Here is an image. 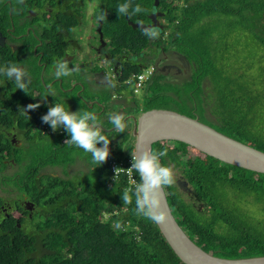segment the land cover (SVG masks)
I'll list each match as a JSON object with an SVG mask.
<instances>
[{"label": "trees", "instance_id": "trees-1", "mask_svg": "<svg viewBox=\"0 0 264 264\" xmlns=\"http://www.w3.org/2000/svg\"><path fill=\"white\" fill-rule=\"evenodd\" d=\"M176 1L160 0L167 25L152 44L156 42L161 49L165 43L163 36L167 34L171 49L181 52L193 68L192 75L177 90L162 75L155 77L145 88L144 103L136 106L137 111L170 110L169 105L174 102L179 106L177 112L197 117L218 132L264 153V0H183L179 9H176L179 7ZM126 2L129 0H100L106 10L102 23L106 29L116 32V38L114 33L112 35L115 43L128 46L115 45L117 50L129 48L138 52L144 49L140 47L143 38L126 21H135L130 16L137 19L148 15L153 0H130L132 7L139 4L146 11L118 14V6ZM129 11L131 13V9ZM146 19L149 22L147 16ZM222 19L227 20L225 32L207 24ZM245 25L249 26L247 32L252 35L255 47L250 48L248 54H240L242 57L237 58L233 66H225V54L231 50L229 36ZM137 42L140 46L134 47ZM253 65L256 72L249 73ZM140 68L134 65L129 72L122 69L120 80L138 73ZM242 68L246 71L240 72ZM248 82L252 84L245 86ZM214 120L216 124L212 123ZM126 128L111 144L109 157L112 160L108 159L112 162L125 163L128 157L124 158V153L133 151V139H130L128 126ZM252 130L255 135H251ZM128 140L132 143L126 147ZM40 146L45 147L46 143ZM74 147L68 148L66 157L55 159L49 154L40 156L36 150L30 152V158V153L23 158L27 170L22 176L20 191L30 194L29 181L36 178L39 166L47 162L72 163ZM187 147L181 142L169 141L152 145L154 150L167 149V156L161 158L162 164L177 168L205 205L201 210L194 207L196 201L188 200L177 184L165 187L178 225L199 248L213 256L224 259L264 257V174L222 163L200 152H190L187 156ZM80 150L82 160L93 161L90 154ZM37 158H41V162L33 164ZM20 160L14 159L15 162ZM95 164L93 161V167ZM93 167L90 172L96 170ZM134 175L139 182L135 171ZM90 178L87 183L78 182L73 186L59 178L51 180L41 199L47 208L51 206L53 214L38 225L34 223L39 218L34 220L33 216L32 223L25 221L18 227L11 216L0 213V264H183L156 224L135 214V198L131 204H123L125 176L119 175L113 180L107 161ZM246 205L254 206L257 213L249 211ZM117 221L122 222L124 230L114 228ZM27 224L33 228L27 229Z\"/></svg>", "mask_w": 264, "mask_h": 264}, {"label": "flooded vegetation", "instance_id": "flooded-vegetation-1", "mask_svg": "<svg viewBox=\"0 0 264 264\" xmlns=\"http://www.w3.org/2000/svg\"><path fill=\"white\" fill-rule=\"evenodd\" d=\"M101 6L100 0H0V66L17 64L25 71L24 82L27 83L26 91H23L0 74V166H3L0 169V213L11 216L18 227L34 215L46 212L47 205L41 199L45 188L50 186L51 180L68 179L64 177L70 174L68 169L79 163V158L82 159L79 148L70 164L46 161L45 165H38V175L29 181L31 196L17 191L12 185L7 188L8 181L19 183L20 175L16 171L20 165H24L23 158L34 152L35 148L44 152L45 147L49 146V156L55 159L66 157L68 148L74 147L65 144L70 136L63 127L53 131L42 122L41 117L50 107L59 102L73 112L82 111L81 108L92 111L98 118L100 115L96 110L101 107L108 117L105 122H101V127L103 133L109 134L107 137L111 145L115 126L109 118L115 113L109 108L110 104H117L129 96L128 101L134 108L142 105V102L140 105L131 103L130 99H133L121 86L119 74L121 63L142 68L141 60H145L148 54L144 57L147 53L145 48L138 51L136 56L132 55L129 48L117 52L112 37L114 33L116 38V32L112 28L106 29L97 19L103 9ZM149 15L151 13L147 17ZM65 19L76 23L72 32L67 30ZM77 33L81 38L84 37L82 45L75 38ZM160 51L161 61L159 59L152 64L155 69L153 80L171 72L174 76L184 69L185 64L181 63L180 58L173 62L162 49ZM175 52L173 56L178 57L179 53ZM57 61H67L69 68L76 70L70 76L57 78L54 67ZM76 72L80 75L76 76ZM104 103L108 105V110ZM29 104L39 107L26 112L24 109ZM132 109L128 108L124 113V122L131 133L133 119L138 116V111L131 112ZM43 142L46 143L45 147L40 146ZM14 159L21 160L15 162ZM73 174L78 175L77 172ZM202 206L197 202L194 204L199 210Z\"/></svg>", "mask_w": 264, "mask_h": 264}, {"label": "clouds", "instance_id": "clouds-1", "mask_svg": "<svg viewBox=\"0 0 264 264\" xmlns=\"http://www.w3.org/2000/svg\"><path fill=\"white\" fill-rule=\"evenodd\" d=\"M183 0H177L175 2L177 7L176 9L180 8L181 2ZM22 2V0H21ZM154 2V0H153ZM153 5V3H152ZM102 7V6H101ZM103 8V7H102ZM131 9V13L130 10ZM106 11L105 8L102 9L101 13L97 17L98 21L102 22L106 19ZM146 11L144 8L141 7V5L137 4L134 7H132L131 2L123 3L118 6L117 13L123 14V15H131V14H137ZM152 12V8L150 13ZM155 13L157 14H163V15H157L156 20L157 24L160 19L161 22V30L164 29V26L167 25V18L165 17V13L161 11L160 7V0H158V5L155 9ZM127 19V17H126ZM149 22L151 24L150 15L148 16ZM127 25L132 29V26L129 24V22L134 23L133 21L127 20ZM146 24V23H143ZM149 25V24H146ZM143 27V26H142ZM141 30L140 28H133V30ZM143 33L145 36L156 39L160 36V30L157 27L154 26H148L143 27ZM168 33V32H167ZM167 36V34H165ZM164 35V36H165ZM163 45V44H162ZM165 46H168V43L165 44ZM170 46V45H169ZM162 46V51L163 50ZM159 49V50H161ZM117 50V48H116ZM122 52L117 50V52ZM175 51V50H171ZM147 52V51H146ZM148 53V52H147ZM181 56L185 57L184 55L179 54V58L181 59ZM186 59V58H185ZM187 60V59H186ZM145 61H150V64L148 68L144 69V71L140 73H133L131 74V88L134 93L138 92L139 90H144L147 85L152 83L155 69L153 64V53L151 55H148L145 59ZM145 61L142 62L143 67L145 65ZM186 63V61L182 60ZM188 62V61H187ZM182 63V62H181ZM183 64V63H182ZM184 65V64H183ZM186 65V64H185ZM189 65V62H188ZM190 66V65H189ZM55 67V76L57 78L59 77H65L70 76L73 71H75V68H69L67 61H57L54 65ZM142 67V68H143ZM140 68V70L142 69ZM170 68V66H169ZM187 68H189L187 66ZM139 70V71H140ZM150 71V75L148 78V82L144 85L143 88L136 89L135 88V82L138 75L147 74ZM0 74L5 75L10 81H12L17 89H21L23 91H26L27 83L24 82V78L26 77L25 71L19 67L17 64H8L4 66H0ZM165 78V81L167 82H174L173 74H167L163 76ZM170 78V79H169ZM128 84V82H126ZM39 107V105L36 104H29L27 106V109H24L26 112L29 109H35ZM167 110V109H166ZM145 112V111H144ZM138 116L142 114L143 112H137ZM137 116V117H138ZM42 122L45 124H48L53 131L63 127V129L68 133L70 136V139H67L65 141V144L72 145L77 148L82 149L85 153H90L91 157L94 162L98 164H102L104 162L109 163V170L111 171V174L113 176V180L117 179L119 175L125 176L124 173H120L118 175H115L111 169V162L112 160L110 155V149L109 144L110 140L107 138L106 135L103 134V130L101 127V121L98 120L97 115L92 111H70L69 109H66L63 104L56 102L52 107H50L46 114H44L42 117ZM135 119V117H134ZM133 119V121H134ZM110 123L115 126V131L118 132H126V123L125 116L122 114H114L110 116L109 118ZM130 133V139H133L132 133L130 132V129L128 128ZM99 146L98 145H101ZM197 152V151H196ZM132 155V163L131 167H129L127 170L129 172L134 171L139 176V182L134 185L132 188L128 185L126 176H125V182H126V190L122 193V200L123 204H131L133 201V197L135 198V214L137 216L144 217L146 219L151 220L153 223H165L167 220V211L164 210L163 207V197L162 192L165 187H171L172 185H176L178 183V180L180 182H185L183 180V176L181 174L178 175L176 178L174 166L172 165H164L161 162V158L167 156V149L164 150H154L150 148H146L143 151H140L136 154H133V151L131 152H125L124 158L130 157ZM110 160H109V159ZM114 161V160H113ZM116 163V161L114 162ZM120 163L126 164V162H119L116 163V165H119ZM117 171V169H116ZM135 177V175H134ZM180 177V179H179ZM70 179V178H69ZM187 187L191 189V187L188 185ZM18 188H21V184H19ZM180 190V188H178ZM17 190V189H16ZM192 190V189H191ZM19 191V190H17ZM187 198L188 200L190 198L194 199L199 205H203L202 208L205 206L204 202L200 200H197L195 196H192L191 194H188L182 190H180ZM24 193L23 191H19ZM30 194L24 193L27 196H31V187L29 189ZM166 194V193H165ZM196 194V193H195ZM45 193H43L42 196H44ZM197 195V194H196ZM167 198V197H166ZM200 198V197H199ZM169 205V204H168ZM47 208V207H46ZM170 208V207H169ZM51 209H47L45 213H50ZM44 214V213H43ZM29 219L28 221H30ZM178 224V223H177ZM114 228L118 230H124V225L122 222L117 221L114 224ZM183 230V229H182Z\"/></svg>", "mask_w": 264, "mask_h": 264}, {"label": "water", "instance_id": "water-1", "mask_svg": "<svg viewBox=\"0 0 264 264\" xmlns=\"http://www.w3.org/2000/svg\"><path fill=\"white\" fill-rule=\"evenodd\" d=\"M158 0H154L150 15L151 24H129L133 28L152 26L156 22L155 9ZM143 26V27H142ZM155 27V26H154ZM161 31V27H157ZM186 61L185 57L181 56ZM133 154L152 149L158 141L181 142L197 152L212 157L222 163L239 167L256 173L264 174V153L250 145L234 140L214 128L177 111L152 109L143 112L133 121ZM180 190L200 198L187 187L185 182H178ZM163 207L167 211L165 223H155L163 238L183 264H264V257L247 259H224L206 253L188 238L177 224L168 205L165 191L162 192Z\"/></svg>", "mask_w": 264, "mask_h": 264}, {"label": "rangeland", "instance_id": "rangeland-1", "mask_svg": "<svg viewBox=\"0 0 264 264\" xmlns=\"http://www.w3.org/2000/svg\"><path fill=\"white\" fill-rule=\"evenodd\" d=\"M255 1H259V0H255ZM141 13H143V12H141ZM146 16H147V14L145 15V17H138L137 19H140L141 21H143V22H146V23H148V20L146 19ZM131 17V19H133V20H135L137 23L139 22L137 19H136V17H133V16H130ZM85 19H86V16H85ZM163 19V18H162ZM162 19H160L159 21H158V24H156V22H152V26H155V27H161V24H160V22H161V20ZM216 20H213V22H215ZM64 22H65V25L67 26V30H69V32H72L73 31V29H74V27H75V25H76V23L74 22V21H72V20H68V19H65L64 20ZM81 23L84 25V21L81 19ZM227 23V20H225V19H222V20H219L217 23H215V24H211L210 22H208L207 24L210 26V27H213V26H215L216 28H218L220 31H222V32H225V29H224V27H225V24ZM249 24V23H248ZM85 26H86V23H85ZM249 26L248 25H245V27H241L240 29H238V31L236 32V33H234V34H232V35H230L229 36V43H230V46H231V50L230 51H228V52H226V54H225V57H226V60H225V66H233L234 65V63H235V61H236V59L237 58H241L242 56L240 55V54H248V52H249V49L250 48H254L255 46L253 45V43H252V40H251V38H252V35L250 34V33H248L247 32V28H248ZM136 31H138L139 32V35H140V37H142L143 38V40L140 42L141 43V46L139 45L140 43H136L135 45H134V47H143V48H145V50L148 52V53H146V54H144V57L148 54V55H151L152 53H153V61H154V63H156V61L157 60H159L160 59V61H161V51L159 50V48H157V45H156V42H154V44H152V40H154V39H151V38H149V37H147V36H145L144 35V33H143V29H141V30H138V29H136ZM230 32V30L228 31V33ZM75 38H77L78 40H79V44L80 45H82V43H83V38H81L80 36H79V33H77L76 35H75ZM150 40V41H149ZM163 40H164V44L162 45L163 47H165V53L167 54V55H169L170 57H169V60H173V62L175 61V59L176 58H178V60H179V55H178V57L177 56H173V53L176 51V52H178L180 55H183L181 52H179V51H177V50H175V51H171V50H173V49H171V48H173V46L171 45V46H169V41H170V38H167V36L165 35V36H163ZM168 43V46H165V44H167ZM115 45H119V46H122V47H128V46H126V45H124V44H120V43H114ZM131 44V43H130ZM129 44V45H130ZM138 49V48H137ZM175 52V53H176ZM124 53V52H123ZM131 53H132V55L133 56H136V54H137V52H133L132 50H131ZM121 59H124L123 57L121 58ZM143 61H145V60H143ZM162 64L164 63V61H162L161 62ZM147 64V65H146ZM183 64H185V62H183ZM145 65L146 66H144L140 71H138V73H140V72H142V71H144V69H146V68H148V66L149 65H151L150 64V61H145ZM171 64H169L168 66H170ZM175 65V64H174ZM153 66V65H152ZM176 66V65H175ZM178 66V65H177ZM187 66L189 67V68H187ZM121 67H122V69H127V71L129 72L130 71V69L132 68V65H127L126 63L125 64H123V63H121ZM183 71V72H182ZM182 71L180 72V73H178V74H175L174 76H173V79H170V80H174V82L172 83V85H173V89H175V90H177V89H179L181 86H182V82H185V81H188L189 79H190V77H191V75H192V71H193V68H191L189 65H185V67H184V69H182ZM244 71H246L245 69H240V72H244ZM252 72H256V66L255 65H253V68L252 69H250L249 70V73H252ZM129 74H131V72L129 73ZM169 74H173L172 72L171 73H169ZM78 75H80L78 72H76V76H78ZM119 81V80H118ZM118 81L116 82V84L118 85ZM130 81H132L131 80V75H128L127 76V78H125L124 79V81H121L120 82V84H121V86L125 89V92H128V95H130L131 97H132V99L133 100H131L130 99V101H131V103H133L134 105H140L141 104V102H143L144 103V101H143V99H142V96H143V94H144V90H139L138 92H136V93H134L133 92V90H132V88H131V82ZM158 81V80H157ZM126 82H128V84H126ZM207 84H209L208 82H205V85H207ZM252 84V82H248L247 84H245V86H250ZM254 87V86H253ZM85 93V92H84ZM77 95V94H76ZM129 97V96H128ZM128 97H126L125 99H124V101H119V102H117V104L115 103L114 105H111L110 104V106H109V108L111 109V110H113L114 111V113L115 114H122V115H124V113H126V111H127V109L128 108H133L132 110H131V112H136L138 109L137 108H134L135 106H133V105H131L130 104V102L128 101L129 100V98ZM101 100H103V99H100V101ZM103 102H104V100H103ZM104 104H106V103H104ZM126 104L128 105V106H126ZM102 106H103V104H101ZM142 106V105H141ZM141 106H139V107H141ZM264 106V105H263ZM169 107H170V110H172V111H177L176 109H178L179 108V106H177L174 102H173V104L172 105H169ZM105 108L108 110V105L106 104L105 105ZM82 109V111H86V110H84L83 108H81ZM101 107L98 109V110H96L97 112L99 111V113H98V115H100V117L98 118V120L99 119H101V122H105L106 121V119L105 118H108V117H106L105 116V112L103 113V111H101ZM166 109V108H165ZM186 109H188V108H185V110ZM182 114V113H181ZM262 114L264 115V111H262ZM206 115H207V117L209 118V119H211L212 120V117H210V114L208 113V111H206ZM206 115L204 114V116L206 117ZM209 119H207V120H209ZM210 121V120H209ZM211 122V121H210ZM212 123H214V124H216V122H215V120H214V122H212ZM207 125V124H206ZM209 126V125H208ZM105 127H107V122H106V125H105ZM211 127V126H210ZM118 132V131H117ZM119 133H121V132H118V133H115V135H113V137H115L114 138V140L115 139H117L118 137H119ZM124 133V132H123ZM122 133V134H123ZM104 135H106V136H108L109 134H106V133H103ZM261 134H263V132L261 133ZM251 135H255V130H252V132H251ZM108 139H110L109 137H107ZM131 143H132V140H128L126 143H125V146L126 147H128L129 145H131ZM112 148V145H110L109 144V149H111ZM35 150L38 152V154H40V156H44V155H47V154H49L48 153V151H49V146H46L45 147V150H44V152H41V151H39V149L38 148H35ZM75 150H77L78 152H79V148L78 149H76V147H75ZM114 150H115V148H114ZM114 150H113V152H114ZM125 150H126V148H125ZM190 152L191 153H197L194 149H192V148H190V147H187L186 149H185V153H187V156H189L190 155ZM88 154H90V153H88ZM91 155V154H90ZM31 157V153L29 154V158ZM32 158H34V156L32 157ZM1 160V159H0ZM65 161V160H64ZM77 161H79V163H77L76 165H74L73 166V168H69L68 170L70 171V174H68L67 176H64L65 178H70V181H68V179H64L63 178V176H62V178H63V180H66V183L67 184H69V185H72L73 186V184H76V183H78V182H80V183H83V182H89V180L91 179L90 178V176H91V174L93 173V172H95L97 169H98V167L99 166H101L102 164H95L94 165V167H93V161H91V160H82L81 158H79ZM37 162H41V158H37L36 159V161H34L33 162V164H36ZM83 162V163H82ZM172 165V164H171ZM173 166V165H172ZM92 167H93V169L94 168H96V170L95 171H89V170H91L92 169ZM3 168V166H0V169H2ZM27 170V165H23V166H19L18 167V169H17V171H16V173L18 174V175H20L19 176V178H18V182L19 183H17V184H21L22 183V181H21V179L23 178L22 176L24 175V172ZM79 170H81V171H79ZM174 170H175V174H176V178L178 177V175L180 174L179 173V171H178V169L177 168H175L174 167ZM78 173V175L76 176V175H74L73 173ZM61 174V173H60ZM59 174V176L61 177V175ZM63 175H65V174H63ZM72 177V178H71ZM17 184L16 183H14V182H12V183H10L9 181H8V183H7V185H8V187L7 188H11V185L15 188V189H17V190H21L20 188H18V186H17ZM84 184V183H83ZM249 211H251L252 213H257V210L255 211V209L256 208H254V206H251V205H246L245 206ZM51 214H53V211L52 212H50V213H46V214H42V215H39V216H36V215H34V220H37L38 218V220H37V222L36 223H34L35 225H38L39 223H41L43 220H44V218H49L50 216H51ZM257 216V215H256ZM29 222H31L32 223V221L30 220ZM27 229H32L33 228V226L31 225V224H27L26 226H25Z\"/></svg>", "mask_w": 264, "mask_h": 264}, {"label": "built area", "instance_id": "built-area-1", "mask_svg": "<svg viewBox=\"0 0 264 264\" xmlns=\"http://www.w3.org/2000/svg\"><path fill=\"white\" fill-rule=\"evenodd\" d=\"M149 75H150V71L147 74L138 75L135 82V88L136 89L143 88L144 85L148 82ZM131 163H132V155L128 157L126 164L120 163L119 165H116V163L111 162V169L115 175L124 173L128 185L133 188L134 185L137 183V181L133 175V171L129 172L127 170L129 167H131Z\"/></svg>", "mask_w": 264, "mask_h": 264}]
</instances>
